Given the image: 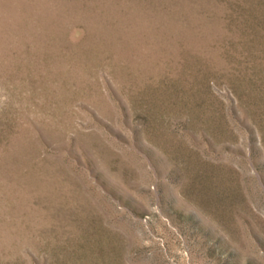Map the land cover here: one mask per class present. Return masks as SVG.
Returning <instances> with one entry per match:
<instances>
[{"label":"rangeland","instance_id":"rangeland-1","mask_svg":"<svg viewBox=\"0 0 264 264\" xmlns=\"http://www.w3.org/2000/svg\"><path fill=\"white\" fill-rule=\"evenodd\" d=\"M0 264H264V0H0Z\"/></svg>","mask_w":264,"mask_h":264}]
</instances>
